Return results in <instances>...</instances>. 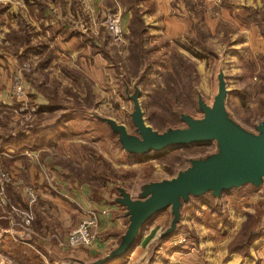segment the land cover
Returning <instances> with one entry per match:
<instances>
[{"label":"rangeland","instance_id":"374dc122","mask_svg":"<svg viewBox=\"0 0 264 264\" xmlns=\"http://www.w3.org/2000/svg\"><path fill=\"white\" fill-rule=\"evenodd\" d=\"M35 1L38 5V11L32 15L37 22L35 24L27 21L28 16L21 17L19 24L15 13H0V23L9 25L0 49L10 53L14 50L18 65L29 63L31 66L24 96L27 107H22L24 102L13 98L14 71L11 74L9 92L18 112L11 109L8 113L10 126L5 135L30 134L47 127H55V130L45 135L48 140L41 147L4 151L28 154L56 148L55 153L60 154L56 161L64 169L61 173L64 183H88L92 190L101 188L109 194L117 192L118 185L134 192L142 182L177 175L188 162L190 164V158H187L192 153L205 151L210 154L218 150L217 141L213 140L200 146L172 147L164 154L151 153L142 156L140 161H133L108 125L90 112L97 111L115 118L135 133L130 115L134 106L126 95V87L133 91L134 84L141 78V105L147 123L154 128L170 121V101L174 95L191 108L186 103L187 92L193 83L196 99L200 94L211 106L219 90L221 71L229 91L226 108L230 115L251 131H255V125L263 119L260 116L264 115V0H173L172 6L176 10L188 13V28L176 39L149 26L141 6L143 0H121L132 14L129 9L131 1L140 6L146 22L142 36H139V31L133 34L129 28L133 15L127 32L122 15L111 11L106 18L100 19L101 34L95 35L89 23L81 27L75 16L64 12L63 0H53L47 7L43 0ZM108 2L112 4V0ZM110 18H116L123 28L124 33L119 40L114 39L108 30L107 20ZM16 20L19 21L17 27L13 26ZM77 34L84 37L78 44L79 53L72 55V51L77 50L76 44L72 50L70 45L65 50L62 43ZM98 36L101 39H97ZM164 90L169 94H164ZM21 108L26 110L21 111ZM190 110L186 112L195 118L203 117L198 106L196 110ZM56 186L52 197H47V200L36 190L38 200L32 205L21 194L8 193L17 207L34 215L27 229L18 226L19 220L14 217L11 207L0 206V213L14 218L17 227L29 231L43 218H52L57 216V211L67 209L61 200L72 205L70 198L64 195L67 187ZM263 191V185L246 184L223 191L216 202L210 193L194 198L191 202L194 204L186 208L180 229L163 249H194L197 255L192 264H212V247L230 256L226 264H264V253H260L264 249V233L257 238L253 235L264 231ZM189 210L191 212L188 213ZM168 212L162 211L156 217L160 219L159 237L170 222ZM219 221L229 224L225 233L213 236V233L206 232L208 224L217 226ZM62 223L63 227L75 225L73 219L69 221L68 218ZM244 228H247V235L252 234L254 238L244 250L234 251L231 245L242 238L239 235ZM150 230L149 226L143 234ZM19 244L22 248L28 247L27 244ZM129 255L118 264H132L129 263ZM100 256L103 255L92 258ZM22 259L19 257L20 262ZM143 261L133 264H143ZM150 263L149 259L144 264Z\"/></svg>","mask_w":264,"mask_h":264},{"label":"crops","instance_id":"0c3cea01","mask_svg":"<svg viewBox=\"0 0 264 264\" xmlns=\"http://www.w3.org/2000/svg\"><path fill=\"white\" fill-rule=\"evenodd\" d=\"M108 1L63 0L62 5L65 13L67 11L69 14L75 16V21L79 26L83 27L86 23H89L95 35L101 34L100 19L106 18V16L111 14V11H114L117 15H122L125 22L124 27L128 32V25L132 16L131 11L126 10L125 4L121 0H112V4ZM172 1L143 0L141 6L144 8V16H146V21L150 27L155 28L156 31H161L168 35V37H171V39H176L188 28V17L186 16L188 13L187 11L176 10V7L172 6ZM43 2H45V6L47 7L52 4L53 0H43ZM36 11H38V5L35 0H0V13L13 12V14L15 13L14 17L19 18L20 22L16 20V23L13 25L15 27H17V22L21 24V17L23 16H28V22L37 23L32 17ZM8 30V24L3 25L0 23L1 44H3L5 33ZM59 37H62V34ZM83 37L81 38V35L79 36L78 34L72 35L62 45H64L65 50L70 45L69 49L72 50L74 44H76L77 50L72 51V55H76V53H79L78 44L83 40ZM97 39H101V36H98ZM18 64L19 59L15 56L14 50L10 53L9 51L0 49V136H8L5 135V132L8 131V126H10V116L8 113L12 109L10 106L14 105L9 92L11 88L10 77ZM5 114H8V116H5ZM55 151H57L56 148L47 152L42 150L31 151L28 154H17L11 151L9 152V156H4L1 160L4 168L11 171L15 177L23 178L27 184L33 185L44 200H47V197H52V191L57 187L56 184L67 187L66 194L69 195L72 205L61 200L67 209L57 211V216L52 218H43V221H39L38 226H33L29 231H24L20 227H17L14 224V218L0 213V264H64L71 257L90 259L99 255H105L117 246L119 236L127 227L128 221L124 216V208L114 201L117 192L114 191L109 194L107 190L101 188L92 190L88 183L79 184L77 181L71 183L72 185L64 183L61 175L64 169L56 161L58 159L57 155L60 156V154L58 152L55 153ZM7 193L19 194L13 187H9ZM193 204L190 202L188 205L183 206L178 230L181 227V223H183L186 208H189ZM88 208L95 209L100 217L99 233L95 243L93 246L86 248L65 247L63 241L68 233L81 221L83 210ZM168 215L171 221V213L168 212ZM157 216L158 214L147 225V227H151V230L143 234L139 241H137L129 255V263L133 264L143 259V264L149 261V259L150 264H192L195 262L197 254L194 249L189 251L171 250V248L163 249L165 246L167 247L164 244L174 234L164 239L158 236V221L160 219L157 220ZM66 218L69 221L73 219L74 227L72 225H68L71 227H67V225L63 227L62 221H65ZM193 219L196 221L195 218ZM228 227V223L223 224L219 221L217 226H210L208 224L205 230L206 232L213 233V236H217L225 233ZM59 240L63 241L60 242ZM20 242L27 244L28 247L22 248L19 244ZM210 249L212 264H226L230 259V256H227L223 250L218 252L217 247ZM260 253L263 254L264 249ZM19 257L23 258V262H20Z\"/></svg>","mask_w":264,"mask_h":264},{"label":"water","instance_id":"95a60500","mask_svg":"<svg viewBox=\"0 0 264 264\" xmlns=\"http://www.w3.org/2000/svg\"><path fill=\"white\" fill-rule=\"evenodd\" d=\"M218 79L219 90L211 106L198 94L196 104L203 113L201 119L179 110L184 126L158 131L147 123L140 101L142 90L139 84L142 78L134 84L133 91L126 87V95L134 106L130 115L135 133H131L125 124L117 122L115 118L103 116L97 111L90 112L108 125L128 154L144 156L172 147L206 144L213 140L217 141L218 150L192 157L189 166L177 175L142 182L134 192L116 186L114 201L124 208L128 221L117 246L98 258L71 257L64 264H113L132 252L144 226L160 212L169 209L171 213L169 225L160 233V238L164 239L176 233L183 206L194 198L210 193L218 199L223 191L238 189L246 184L264 186V119L255 125V131L240 125L227 111L229 91L222 71Z\"/></svg>","mask_w":264,"mask_h":264},{"label":"built area","instance_id":"2783aa9c","mask_svg":"<svg viewBox=\"0 0 264 264\" xmlns=\"http://www.w3.org/2000/svg\"><path fill=\"white\" fill-rule=\"evenodd\" d=\"M107 27L114 39L119 40L123 36V28L116 18L107 20ZM31 72L29 63L18 65L12 74V90L13 98L19 102H24L22 107L26 106V98L24 97L27 92L26 77ZM22 109V110H21ZM21 111L26 108H21ZM12 110H15L14 106ZM18 112V110H15ZM19 114H17V120ZM4 156H9V153L0 150V206H9L13 209L14 214L18 217V226L27 229L29 224L34 220V215L28 211L21 210L17 207L13 200L8 196V188L13 187L15 190L23 195L28 202L32 205L38 200V193L36 189L30 185L25 184L22 178L15 177L11 171L1 165V160ZM66 197H69L66 193ZM17 225V223H14ZM100 217L95 209H84L83 217L79 224L72 229L63 244L68 248H86L91 247L97 239L99 233ZM182 242V241H179Z\"/></svg>","mask_w":264,"mask_h":264},{"label":"trees","instance_id":"16d2710c","mask_svg":"<svg viewBox=\"0 0 264 264\" xmlns=\"http://www.w3.org/2000/svg\"><path fill=\"white\" fill-rule=\"evenodd\" d=\"M132 2L133 1H131V5L129 6V9L132 10L133 17L131 19L129 28L131 29V32L133 34H136V32L139 31L138 32L139 36H142L143 32H145V30H146V22L144 20V17L142 15L141 10L139 9L140 6L137 4V2L136 3H132ZM135 27L138 29H136ZM194 87L195 86L193 83L192 88H190V90L187 92V103L186 104L188 106H191V108L186 107V105H184L183 103L178 101V99H177L178 97L172 93L174 95V97L170 101V110H169L170 121L169 122L166 121L162 126H156L155 129H157L158 131H164L169 127H179L184 122L180 116L178 109H180L182 111H192L190 109H195V110L197 109L196 91H195ZM164 91H165L164 94H169V91H167V90H164ZM260 117H262L264 119V115H261ZM54 130H55V127H53V128L47 127V128L34 130L33 133H30V134L29 133H26V134L21 133V134H10L7 137L0 136V150L4 151V150L12 149V150L18 152V151H24L26 149H33V148L41 147V145L45 144V142H47V140H48V137L45 135L53 132ZM194 145L200 146L202 144H194ZM191 146H193V145L184 146V147L186 148V147H191ZM168 150H165L163 152H151V153L161 155V154L166 153ZM205 154H206L205 151L195 152V153H192L187 159L189 160V158L203 156ZM129 155L133 159V161L134 160L140 161V159H142V156H140V155H133V154H129ZM188 166H189V162L182 169H185ZM211 198L216 202V198L213 195L211 196ZM147 224L142 229L140 236L138 238V241L143 236V233H144L145 229L147 228ZM262 233H264L263 230L258 231V233H255L253 235L257 238ZM253 235L251 234L248 236L247 235V228H244L242 230V233H240V235H239V237H242V238H240L238 241H235L234 242L235 244L231 245V249L234 251L244 250L252 242V239L254 238ZM124 259H122L118 262H115L113 264H118V263L122 262Z\"/></svg>","mask_w":264,"mask_h":264}]
</instances>
